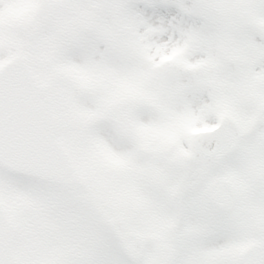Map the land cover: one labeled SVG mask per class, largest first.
<instances>
[{
  "label": "snow or ice",
  "instance_id": "6c2138e0",
  "mask_svg": "<svg viewBox=\"0 0 264 264\" xmlns=\"http://www.w3.org/2000/svg\"><path fill=\"white\" fill-rule=\"evenodd\" d=\"M0 264H264V0H0Z\"/></svg>",
  "mask_w": 264,
  "mask_h": 264
}]
</instances>
